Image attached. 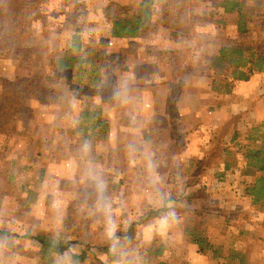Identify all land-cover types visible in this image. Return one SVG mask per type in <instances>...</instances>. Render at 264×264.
<instances>
[{"label": "rangeland", "instance_id": "rangeland-1", "mask_svg": "<svg viewBox=\"0 0 264 264\" xmlns=\"http://www.w3.org/2000/svg\"><path fill=\"white\" fill-rule=\"evenodd\" d=\"M224 1L46 0L0 21V264H264V0L241 20ZM141 10L136 37L112 35ZM36 235L70 249L44 258Z\"/></svg>", "mask_w": 264, "mask_h": 264}, {"label": "trees", "instance_id": "trees-1", "mask_svg": "<svg viewBox=\"0 0 264 264\" xmlns=\"http://www.w3.org/2000/svg\"><path fill=\"white\" fill-rule=\"evenodd\" d=\"M46 0H0V21L5 18H12L15 26L21 27L28 20L29 13L33 12L39 4H43ZM243 4L240 0H225L224 2L219 4V8L223 9L225 14L228 15H237L240 20L242 19V10ZM148 15L145 13V10H141L137 15L133 16L131 19L125 20H116L113 22L112 27V35L115 38H130L136 37L139 30L144 26L145 20ZM242 34H246L248 32L247 25H244L242 30L240 31ZM231 53H240L237 50H230ZM220 53L223 55V58L227 57V50H221ZM78 60L74 57L64 58L59 62V68H73L74 64H76ZM263 127V125H260ZM263 139V138H262ZM251 140H254L251 137ZM252 160H255V165L257 169L261 172H264V151L257 150L251 156ZM176 199H169L167 203H174ZM179 202V201H178ZM166 212V208H162L161 210H148L145 212L138 221L131 223L126 231L121 233L118 237L120 241H124L125 243H133L137 238L138 228L143 225L145 222L151 220L152 218L158 217L161 213ZM5 236H9L10 234L6 232H1ZM47 236L44 235H36V236H26L25 238L35 242L40 247L39 254L43 255L45 258L50 254L55 255H63L65 252H68L70 249V244L64 242H55L51 241ZM83 259V258H82Z\"/></svg>", "mask_w": 264, "mask_h": 264}, {"label": "crops", "instance_id": "crops-1", "mask_svg": "<svg viewBox=\"0 0 264 264\" xmlns=\"http://www.w3.org/2000/svg\"><path fill=\"white\" fill-rule=\"evenodd\" d=\"M257 103H258V102H257ZM257 103H254V104L256 105ZM262 105H263V107H262V108H258V111H263V110H264V102H262ZM253 106H254V105H253ZM262 117H263V118H262ZM253 119H254V117H253ZM259 119H261V121H263V122H258ZM255 120H256V122H253V121H252V124H253V125H257V124H259V125H263V130H264V114L262 113L261 117H260V116H257V117L255 118ZM263 132H264V131H263ZM262 138H263V140H264V134L262 135ZM249 141H251V140H249Z\"/></svg>", "mask_w": 264, "mask_h": 264}]
</instances>
